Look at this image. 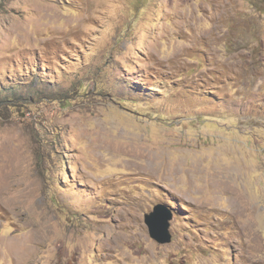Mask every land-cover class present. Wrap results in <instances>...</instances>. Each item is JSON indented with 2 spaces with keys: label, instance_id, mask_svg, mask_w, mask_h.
<instances>
[{
  "label": "rangeland",
  "instance_id": "374dc122",
  "mask_svg": "<svg viewBox=\"0 0 264 264\" xmlns=\"http://www.w3.org/2000/svg\"><path fill=\"white\" fill-rule=\"evenodd\" d=\"M0 264H264V0H0Z\"/></svg>",
  "mask_w": 264,
  "mask_h": 264
},
{
  "label": "water",
  "instance_id": "95a60500",
  "mask_svg": "<svg viewBox=\"0 0 264 264\" xmlns=\"http://www.w3.org/2000/svg\"><path fill=\"white\" fill-rule=\"evenodd\" d=\"M173 210L163 203L154 206V209L145 214V223L148 226L151 237L160 243H170L173 239L171 232V220Z\"/></svg>",
  "mask_w": 264,
  "mask_h": 264
}]
</instances>
